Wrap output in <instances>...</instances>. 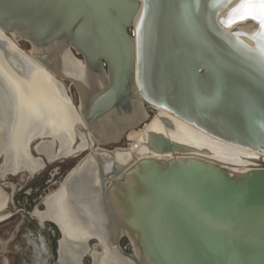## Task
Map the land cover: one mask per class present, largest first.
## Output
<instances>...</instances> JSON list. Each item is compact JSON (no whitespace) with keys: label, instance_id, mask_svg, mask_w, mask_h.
<instances>
[{"label":"water","instance_id":"obj_1","mask_svg":"<svg viewBox=\"0 0 264 264\" xmlns=\"http://www.w3.org/2000/svg\"><path fill=\"white\" fill-rule=\"evenodd\" d=\"M240 2L0 0V29L18 35L40 64L53 68L59 50L69 51L96 80L82 103L79 82L58 75L78 92L86 140L60 188L81 225L110 234L108 256L126 264H264V40L252 19L222 23ZM136 101L255 153L258 165L233 171L203 157L207 150L155 132L147 133V155L120 162L115 148L100 147L115 142L100 141L98 128L129 115ZM84 173L91 196L76 190ZM92 197L94 217L83 209ZM100 239L91 232L88 241Z\"/></svg>","mask_w":264,"mask_h":264},{"label":"bare ground","instance_id":"obj_2","mask_svg":"<svg viewBox=\"0 0 264 264\" xmlns=\"http://www.w3.org/2000/svg\"><path fill=\"white\" fill-rule=\"evenodd\" d=\"M19 41L21 40L18 35H6L0 29V116L5 119V127L6 124L8 127L11 126L8 130L0 128V140L3 142L6 138V136H2L3 132L16 141L21 137L24 151L22 154V151L19 150L21 152L19 156L24 155L22 158L24 161L22 163L21 160L19 161L21 164L18 162L14 164L5 159L3 170L0 171V179L8 173L25 172L32 175L41 171L47 163L75 157L77 153L81 152L86 146V140L85 135L79 130V125L82 122H79L80 119H78V108H75L67 90L54 77L59 75L78 81L80 102L82 103L83 99H86L90 94L89 88L96 83V80L87 76L83 61L77 59L74 53L59 50L53 68H49L34 58L35 51L32 48L28 55L21 52L17 46ZM70 106L75 111H71ZM10 109L12 113L11 111L8 113ZM155 111V116L149 117L145 105L136 101L129 115L119 120L109 118L99 126L98 138L102 142L117 143L122 135L126 136V139L131 142L129 147L115 148L114 150L116 159L122 163L133 156L147 155L148 151L144 147L147 133L155 132L164 134L178 143L207 150L209 153L201 154L203 157L224 164L233 171H244L258 165L259 156L255 153L209 137L167 111L162 109ZM163 120L171 123L172 128L164 127ZM140 121H144V124L140 125L143 126L142 129L138 130L140 126L132 128ZM39 124H41V129ZM36 125L39 130L35 127ZM126 128L130 130L127 133H125ZM7 132L12 133L9 135ZM44 137L45 139L51 138V140H43ZM89 137L94 141L90 135ZM37 138L41 141L34 149L41 157L34 158L30 153L29 146ZM8 140L7 143H10V139ZM18 148L20 149V147ZM6 155L4 153V156ZM88 176L89 173L80 176L78 180L80 185L77 189L75 188L85 196L92 195L86 184ZM65 197L66 192L59 188L42 200L43 210L35 208L32 213L40 224L51 222L60 228L61 238L58 241L60 264H82V259L86 256L91 258V264H126L112 254L108 256L107 249L103 246L110 240V234L100 227L92 226L90 228L91 232L102 239L93 246H89L88 239L91 232L87 226L80 224L78 218L74 217L71 211H68L67 198ZM93 199V197L88 199L87 201L90 202H87L83 209L89 208L87 209L88 213L94 217L97 214L94 213ZM6 201V197L0 194V211L4 207L6 208ZM28 240L33 246H37L34 240ZM98 245L102 246L101 252L97 250Z\"/></svg>","mask_w":264,"mask_h":264},{"label":"rangeland","instance_id":"obj_3","mask_svg":"<svg viewBox=\"0 0 264 264\" xmlns=\"http://www.w3.org/2000/svg\"><path fill=\"white\" fill-rule=\"evenodd\" d=\"M17 46L19 50L26 55H28L31 50V47L22 40L17 43ZM75 57L81 60L78 55H75ZM54 79L60 82L67 90V94L71 98L72 104L77 108L79 104V95L75 87L71 85L68 80L61 81L58 76L54 77ZM145 108L149 117L153 118L156 111L146 106ZM8 111V113H10L11 109ZM27 119L29 121V117ZM4 121L5 119L0 116L1 130L10 129V125V127H8L6 124L5 127ZM37 126L38 125L35 127L38 128V130L39 127L41 129V124H39V127ZM142 127L143 126H140L138 130L142 129ZM11 133L12 132L8 134L10 135ZM2 136H6V138H4V141L2 140L3 142L0 140V171L3 170L6 160L13 162L14 164H17V162L18 164H21L24 161L22 159L24 157V155H22L24 154V151L21 137L16 141L8 137L6 132H3ZM8 139H10L11 144L9 142L7 143V141H9ZM11 139L13 140L12 142ZM43 140H51V138L45 139L44 137ZM120 140L117 143H110L100 147L107 150H113L114 148H128L131 144V142L126 139V136H123ZM40 141L41 139L37 138L32 141L29 146L30 153L34 158L41 157L34 149ZM18 147H20V149ZM19 150L22 151V154H20L22 156H19V153H21ZM4 153L7 155L4 156ZM85 154L86 152H82L75 157L47 163L41 171L32 175L25 172H18L15 174L8 173L5 177L0 179V194H3L7 200L5 205L6 208L4 207L0 211L1 217L2 214L5 215L0 219V264H60L58 256V241L61 238V234L59 230L51 222L40 224L32 213L35 208L39 210L44 209L42 200L60 188L67 173L82 157H84ZM28 239L34 240L37 246L30 244ZM96 243L97 241L89 240L88 242L90 247ZM120 244L126 252L131 253V247L126 238H123ZM97 250L101 252L99 248H97ZM40 253V260L37 261ZM90 259L91 258L88 256L84 257L82 259V264H91Z\"/></svg>","mask_w":264,"mask_h":264},{"label":"snow or ice","instance_id":"obj_4","mask_svg":"<svg viewBox=\"0 0 264 264\" xmlns=\"http://www.w3.org/2000/svg\"><path fill=\"white\" fill-rule=\"evenodd\" d=\"M246 19H252L259 23V37L264 40V0H241L229 14V18L222 23L230 28L237 20Z\"/></svg>","mask_w":264,"mask_h":264},{"label":"crops","instance_id":"obj_5","mask_svg":"<svg viewBox=\"0 0 264 264\" xmlns=\"http://www.w3.org/2000/svg\"><path fill=\"white\" fill-rule=\"evenodd\" d=\"M40 256H41V253H40V255H39V259H37V261L40 260ZM35 258H36V257H35Z\"/></svg>","mask_w":264,"mask_h":264},{"label":"trees","instance_id":"obj_6","mask_svg":"<svg viewBox=\"0 0 264 264\" xmlns=\"http://www.w3.org/2000/svg\"><path fill=\"white\" fill-rule=\"evenodd\" d=\"M53 249H54V246H53Z\"/></svg>","mask_w":264,"mask_h":264}]
</instances>
